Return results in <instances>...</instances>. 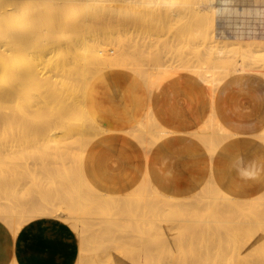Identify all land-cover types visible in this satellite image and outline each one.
<instances>
[{
  "label": "bare ground",
  "instance_id": "1",
  "mask_svg": "<svg viewBox=\"0 0 264 264\" xmlns=\"http://www.w3.org/2000/svg\"><path fill=\"white\" fill-rule=\"evenodd\" d=\"M231 7L229 0H0V147L13 145L17 152L24 151L17 161L9 154L11 164L7 162L9 165L3 170L7 173L11 169L9 172L14 174L9 175L11 179L16 175L25 179L18 182L20 186L16 183L15 189L10 187L9 190L8 184L7 190L16 199L10 198L14 204L9 205L8 210L4 203L1 209L2 200L0 203V217L7 221L14 234L36 217L65 222L74 229L82 245L80 256L76 253V264H87L91 242L107 236L120 238L125 226L133 227L144 241L166 223L178 222L181 229L195 226L204 234L205 244H201L199 237L182 241L188 251H203L208 257L212 238L225 225L248 223L264 229L263 216V219L255 216L256 209L260 205L264 207V193L252 198L234 197L211 178L201 192L194 195V200L188 202L186 198L164 195L148 182L129 194L114 195L96 189L84 170L87 148L106 131L88 112L87 90L100 71L131 68L143 74L152 86L169 74L191 71L213 92L229 76L253 71L256 63L252 60H259L264 54V41L215 34L218 12ZM128 19L135 22L133 26L128 25ZM124 21L127 22L124 28L136 29V23L143 26L141 22H145L150 29L146 30V26L141 35L160 32L165 37L166 33L170 43L168 35L175 32L179 40L186 38L192 47H203L200 51L205 59L199 52L195 61L181 58L173 62L172 58L170 64H164L155 55L159 54L158 49L154 50L155 63H144L141 59L139 62L134 58L137 56L132 53L134 50L130 52L129 47L121 44L123 41L117 46L110 44L111 35L120 37L113 30L123 26ZM99 23L104 26L98 28ZM115 25L117 27L112 29ZM151 26L155 28L153 31ZM139 27L138 30H143L145 25ZM165 30L171 32L168 34ZM138 35L140 37V33L129 34L130 39ZM124 36L121 37L126 40ZM145 39L144 36L143 45L159 48L158 44ZM166 53H162L163 56ZM173 56L178 57L175 53ZM241 61L243 65L239 64ZM85 120L95 125L94 132L86 126ZM201 129L198 137L212 154L235 134L220 125L213 112L209 124ZM139 131L145 135V130ZM164 132L160 128L151 135ZM253 135L260 137L258 132ZM69 160H73L71 165ZM35 164L39 168L37 174ZM6 195L4 198H8ZM89 227L95 228L90 234ZM160 233L158 231L155 237ZM94 263L103 264V260L96 256Z\"/></svg>",
  "mask_w": 264,
  "mask_h": 264
},
{
  "label": "crops",
  "instance_id": "2",
  "mask_svg": "<svg viewBox=\"0 0 264 264\" xmlns=\"http://www.w3.org/2000/svg\"><path fill=\"white\" fill-rule=\"evenodd\" d=\"M229 2L230 9L218 12L215 34L264 41V0ZM88 99L92 115L106 129L84 156L87 178L99 191L129 194L148 182L164 195L186 198L212 178L234 197L263 193L264 141L253 135L264 130L263 74L231 75L213 92L190 72L169 74L150 90L139 77L114 71L92 86ZM212 112L220 125L235 133L213 154L198 137ZM158 126L165 134L139 131ZM31 221L14 234L0 220V264H76L82 245L74 229L50 217ZM178 225L166 223L145 241L133 227L125 226L120 238L92 241L86 262L95 264L97 256L103 264H264V245L251 227L223 229L212 240L208 257L186 249L184 238L205 242L193 228ZM93 230L90 227L88 234ZM158 231L162 233L155 237ZM247 256L251 261L244 260Z\"/></svg>",
  "mask_w": 264,
  "mask_h": 264
},
{
  "label": "rangeland",
  "instance_id": "3",
  "mask_svg": "<svg viewBox=\"0 0 264 264\" xmlns=\"http://www.w3.org/2000/svg\"><path fill=\"white\" fill-rule=\"evenodd\" d=\"M127 22L129 23L128 25H132L133 26V24L135 23V22H133V21H131V20H127ZM127 22L126 21H124L123 22V26H121V25H119L120 26V28H119V26H118V29L117 30H113L116 34H119L120 35V37H118L117 35H116V37H113L112 35H111V42H110V44H112L111 46H117V45H119V43H121L120 41H123V43H121V44H124V46H126V47H129V48H127V49H129V51H130V49H131V51H132V49L134 50V51H132V53H134L135 52V55H137V56H135L134 58H135V60H139V59H141V61H143L144 63H148V62H150V63H155L156 62V60L158 59H160L159 61H161V63H164V64H170L174 59L175 60H177V61H180L181 60V58H182V60H188V59H191V60H194L195 61V59H198V54H199V52H200V54H202V58H204L205 59V55L203 54V51H200V50H202L203 49V47L201 48V47H199V48H194V47H192V45L191 44H189V42L187 41V39L186 38H180V40H179V37H177L176 35H175V32H171L172 34V36L171 35H168L169 37H171V43H173V44H171L170 43V41L167 39L168 37H167V35H166V33L163 31L164 29H162V28H158L159 30H161V31H163V33H165V37L163 36V35H161V33L160 32H155V33H153V34H151V32H150V34H148V32L146 33L147 35H145V34H142L141 35V33H143L144 32V30L146 29V26L148 27L146 30H148V29H150L149 28V26L148 25H146L145 24V22H141V24H144L145 25V27H143L142 25H139L140 24V22L139 23H136V26H141V27H143V30H142V28L141 27H139V28H141V30H138V27H137V29L136 28H133V27H128L129 28V30L131 31V30H133L132 32L133 33H140V37H139V35L137 36V37H133V38H131L130 39V37L132 36V32L130 33L129 32V30H128V28L126 27V28H124L126 25H127ZM132 22V24H130ZM101 24V25H100ZM126 24V25H125ZM100 26V27H99ZM104 25H103V23H99L98 24V28H102ZM135 26V27H136ZM117 27V25H115V27L113 26L112 27V29H115ZM123 27V28H122ZM121 28L123 29V31L121 30ZM153 27L151 26V29H152ZM128 30L126 33L124 32V30ZM153 29H155V28H153ZM153 29L151 30V31H153ZM119 30V31H118ZM118 31V32H117ZM137 31V32H136ZM141 31V32H140ZM166 31V30H165ZM114 32H112V30H111V33L113 34ZM122 32V33H121ZM129 32V33H128ZM146 32V31H145ZM168 34L170 33L169 31H166ZM122 35H121V34ZM123 33H125V34H123ZM162 33V34H163ZM129 34H131V36H129ZM124 35H126L127 36V38H126V36H124ZM173 35H175L176 37H173ZM115 36V35H114ZM121 36H124L125 37V39L126 40H123L122 38L123 37H121ZM128 36H129V38H128ZM144 36H145V38H147V40L146 41H148V40H150V42H153V44H158L157 46H159V48H157V49H155V47L156 46H153V47H151V49L150 48H148V46L150 45V44H145V45H143L144 43H146V42H144ZM118 37V38H117ZM141 37H143V39L141 38ZM152 37H153V39H152ZM160 39H158V38ZM167 37V38H166ZM118 39V41L117 42H115L117 39ZM121 38V39H120ZM136 38V39H135ZM139 38H141V39H139ZM112 39H113V41H112ZM116 39V40H115ZM183 39H186L185 40V42L183 41ZM115 40V41H114ZM142 40V41H141ZM127 41V42H126ZM130 41V43H128ZM158 41H160L159 43H158ZM163 41V42H162ZM113 42H115V43H113ZM125 42V43H124ZM136 42V43H135ZM138 42V43H137ZM149 42V43H150ZM148 43V42H147ZM181 43V45H184V47L183 46H181V47H179L180 44ZM135 46H134V45ZM165 44V45H164ZM189 44V45H188ZM177 45V46H176ZM130 46H132L131 48H130ZM137 46V47H136ZM141 46H142V48L143 49H141ZM176 46V47H175ZM135 47H136V49H135ZM145 47H147V49L145 48ZM163 47H164V49H163ZM178 47V48H177ZM183 47V48H182ZM182 48V49H181ZM150 51H152V52H149V50ZM158 49L162 52V53H166L165 55L166 56H163V54L161 53L160 54V51H159V54H155L156 56H157V59H156V56L154 55V50L155 51H158ZM165 49H167V50H165ZM181 49V50H180ZM137 50V51H136ZM141 50H142V52H141ZM180 50V52H178ZM130 51V52H131ZM138 51H140V52H138ZM148 51V52H147ZM198 51V52H197ZM144 52V53H143ZM141 53V54H140ZM150 53H151V55H150ZM157 53V52H156ZM174 53L176 54V56H178V54H180L178 57H174L173 55H174ZM183 55H182V54ZM143 55V57L142 56H140V55ZM149 54V55H148ZM173 54V55H172ZM199 54V55H200ZM134 55V54H133ZM187 55V56H186ZM149 56H151V57H149ZM159 56V57H158ZM170 56V57H169ZM155 57V58H154ZM184 57H185V59H184ZM142 58H143V60H142ZM162 58V59H161ZM166 58H167V60H166ZM171 58V59H170ZM172 58H173V60H172ZM146 59V60H145ZM168 59H169V61H168ZM172 60V61H171ZM175 60L173 61V62H175ZM153 61V62H152ZM155 61V62H154ZM177 61H176V63H177ZM252 61H254L255 63H256V65L255 64H253L254 66H253V68L254 69H252L253 71H256V72H259V73H261V74H263L264 75V54L263 55H260V57H259V60H258V58H255V60L253 59ZM139 62H140V60H139ZM168 62H170V63H168ZM239 64H241V65H243V62L241 61V62H239ZM148 67V66H147ZM152 68V67H151ZM263 69V70H262ZM114 71H126V72H128V73H130V74H132V75H135L136 77H139L142 81H144L145 83H146V85L149 87V89L150 90H153V87L154 86H152V85H150V84H148V82H147V79H146V77H144L143 76V74H139V71H135L134 69H131V68H120V69H110V70H103V71H100L99 73H97V74H95L94 75V77H93V80L91 81V83H90V85H89V87H88V90H87V92H88V95H89V92H90V90L92 89V86L95 84V83H97L98 81H101L102 79H104V78H106V76L108 75V74H110L111 72H114ZM181 72H190V73H193V72H191V71H181ZM139 74V75H138ZM194 74H196V75H198L197 73H194ZM141 75V76H140ZM88 112L90 113V115H91V117H92V119L94 120V122H96L97 123V121L95 120V118H94V116L92 115V113H91V111H90V108L88 107ZM86 121V120H85ZM85 123H87L86 124V126L89 128V129H91L92 131H93V128L95 127V125L92 123V122H90V121H86ZM97 124H99V123H97ZM159 127V126H158ZM141 130H145V135H151V133L152 134H154L155 132H158L159 130H160V127L159 128H157V129H149V128H147V127H145V128H142ZM94 132V131H93ZM258 134L260 135V137H261V140H263L264 141V130L263 131H260V132H258ZM259 137V138H260ZM12 147V149L10 150H8V148H11ZM16 147L15 146H13V145H9L8 147H0V203H1V200H2V203H1V209H2V205H3V203H4V207L6 206V208L9 206V205H12V204H14V202L13 201H11V199L12 200H14L15 199V196H13V194L11 193V191H8L7 189H8V184H9V190L11 189V188H13V189H15V188H17V184L20 186V183L22 182V180L24 179H22V176L20 175V178H19V175H18V177H17V175L16 176H14L12 179H11V176H9L10 174H11V172H9L11 169H9V171H7V173H4L3 172V170H5V165H6V167L9 165V163H10V157H8V155L9 154H11V157L14 159H16V161L17 160H19V158L21 157V156H23L22 155V153L24 154V151H22V153L21 152H17V148L15 149ZM4 150V151H3ZM8 150V152H6ZM14 151V152H13ZM11 152V153H10ZM13 152V153H12ZM2 153V154H1ZM5 154V155H4ZM20 154V155H19ZM16 156V157H15ZM19 156V157H18ZM5 159V160H4ZM7 159V160H6ZM70 159H71V157H70ZM73 159V158H72ZM4 160V161H3ZM6 161V162H5ZM37 161H39V159L37 158ZM73 161V160H72ZM71 160H69V162H70V164L69 165H71L72 162ZM7 162H9V163H7ZM4 164V165H3ZM11 164V163H10ZM37 164V163H36ZM36 164H35V166H36ZM38 165V164H37ZM37 167V166H36ZM73 167V166H72ZM38 167L34 170V171H36V173L35 174H37L39 171H38ZM8 172H9V174H8ZM13 174V173H12ZM11 174V175H12ZM14 175V174H13ZM5 176V177H4ZM9 176V177H8ZM8 178V179H7ZM14 178H15V180H14ZM17 178H19L20 180H17ZM7 179V180H6ZM3 180V181H2ZM10 180V181H9ZM25 180V179H24ZM23 180V181H24ZM6 182V183H5ZM15 182V183H14ZM18 182H20V183H18ZM5 183V184H4ZM17 183V184H16ZM14 185V186H13ZM7 186V187H6ZM16 186V187H15ZM18 186V187H19ZM11 187V188H10ZM6 189V190H5ZM9 194H8V193ZM201 192V191H200ZM200 192H198V193H200ZM6 193H7V195H6ZM198 193H196V194H198ZM263 193H264V191H263ZM262 193V194H263ZM2 194H4V196L6 195V197L8 196V198H4V196L2 195ZM196 194H194V195H196ZM194 195H192V196H190V197H186V199H185V201L186 202H188V201H191V200H194ZM14 197V198H13ZM11 198V199H10ZM15 201H16V199H15ZM9 202V203H8ZM262 203H263V200H262ZM264 205V204H263ZM262 207L263 206H259L258 207V209H256V211H255V216L256 217H258V218H261V219H263L264 218V214H263V209H264V207H263V209H262ZM3 209H5V208H3ZM259 209H261V211L259 210ZM7 210H8V208H7ZM7 210H4V211H7ZM190 210V209H189ZM257 210H259L260 212H258ZM8 213H10L9 211H7ZM258 213V214H257ZM11 214H12V211H11ZM262 216H263V218H262ZM36 218H38V217H36ZM0 220L2 221V222H4L9 228H10V225L9 224H7V221H5L4 219H1V217H0ZM235 225H245V226H248V227H253V228H256L257 229V231H258V233H259V235H260V243H261V245L263 244L264 245V229H261V228H259V227H257V226H254V224H248V223H229V224H227V225H225L223 228H221V230L217 233V234H219L223 229H226V228H228V227H231V226H235ZM193 226L191 225V228H192ZM90 228V227H89ZM88 228V229H89ZM11 229V228H10ZM194 230H196L197 231V233L201 236V238L202 239H204L205 238V236H204V234L201 232V230L199 229V228H197V227H195L194 226V228H193ZM140 234V233H139ZM217 234L212 238V240L217 236ZM244 260H249V261H251V256H247V257H245L244 258ZM206 264H215V263H212V262H208V263H206Z\"/></svg>",
  "mask_w": 264,
  "mask_h": 264
}]
</instances>
